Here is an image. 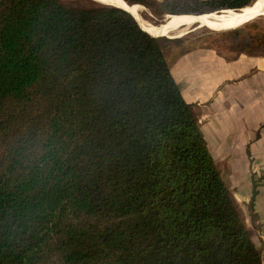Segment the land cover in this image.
<instances>
[{"label": "trees", "instance_id": "16d2710c", "mask_svg": "<svg viewBox=\"0 0 264 264\" xmlns=\"http://www.w3.org/2000/svg\"><path fill=\"white\" fill-rule=\"evenodd\" d=\"M144 28L109 6L0 0V264H262Z\"/></svg>", "mask_w": 264, "mask_h": 264}, {"label": "crops", "instance_id": "0c3cea01", "mask_svg": "<svg viewBox=\"0 0 264 264\" xmlns=\"http://www.w3.org/2000/svg\"><path fill=\"white\" fill-rule=\"evenodd\" d=\"M168 17L175 19L183 16ZM252 21L230 22L231 24L225 25H229L228 27L216 29L211 28L210 25L203 24L200 27L195 25L191 29L194 31L210 28L224 32L225 34L221 36H226L230 35L228 33H231V30ZM165 36L155 35V37ZM180 36L174 35V37ZM262 42L255 44L249 41L251 47L250 44L241 45L240 42L231 47L204 44L195 47L183 46V49L170 56L169 64L171 75L180 89L183 100L191 107L197 119L207 150L221 179L235 204L250 210L249 214L245 215L244 222L248 233L258 240L262 264H264V43ZM253 225L257 226L256 230H253Z\"/></svg>", "mask_w": 264, "mask_h": 264}, {"label": "rangeland", "instance_id": "374dc122", "mask_svg": "<svg viewBox=\"0 0 264 264\" xmlns=\"http://www.w3.org/2000/svg\"><path fill=\"white\" fill-rule=\"evenodd\" d=\"M97 3H95V2ZM61 0V2L70 7H78V6H87L90 4L100 5L102 4L100 0ZM205 0H144V5L139 3H132L138 5H131V7L139 8L140 10V18L145 22L149 23L152 26L161 24H166L167 22H171L174 18L168 17L175 16L176 14H185V13H199L205 11L204 8L199 4ZM258 0H255L256 2ZM253 2V3H254ZM252 3V4H253ZM103 5V4H102ZM218 13V11L216 12ZM218 16L220 13L217 14ZM168 19V20H167ZM252 21V20H251ZM226 24L231 23H221V24H207L212 26L211 28L217 27H228ZM205 25V24H204ZM155 26V27H158ZM230 32V31H229ZM185 34L180 37H174V35H168L165 37H158L161 39L166 54L168 55V59L170 61V56L172 54L177 53L179 50L183 49V46L195 47L196 45H207V46H216V47H228L233 46V44L238 45V42L241 45H249L251 47V43H259L263 41L264 43V17H260L252 22H249L238 29L231 30L230 35L221 36V34H225L224 32H217L211 30L210 28H202L198 30H192L191 28L185 30ZM172 37V38H166ZM249 41L251 43H249ZM239 43V45H240ZM239 211V214L244 222L245 215H248L250 210L249 208H241L239 205H236ZM246 224V222H244ZM249 225V224H248ZM247 227V225H245ZM253 230L257 229L256 225H253ZM250 229V227H249ZM250 235V233H249ZM250 238L257 249L261 251V248L258 247V240L256 237L250 235Z\"/></svg>", "mask_w": 264, "mask_h": 264}, {"label": "bare ground", "instance_id": "6f19581e", "mask_svg": "<svg viewBox=\"0 0 264 264\" xmlns=\"http://www.w3.org/2000/svg\"><path fill=\"white\" fill-rule=\"evenodd\" d=\"M100 2L105 6H111L116 8H121L131 14L143 27L147 28L152 34L158 36H165L175 34L176 36H180L185 34V30L189 28H193L195 25L202 26L206 23H232V22H244L247 20H256L260 17H264V0H258L253 4L235 12L233 10H226L220 13L209 14L205 17H179L173 19L171 22H167L166 24H161L158 27L156 25L152 26L148 22L145 23L139 16V12L141 9L131 7V5H126L121 0H100ZM101 4V5H102ZM168 20V19H167ZM231 26V25H230ZM144 28V29H145ZM142 29V28H141ZM143 30V29H142ZM148 33V32H147ZM150 34V33H148ZM151 34V35H152ZM154 36V35H152Z\"/></svg>", "mask_w": 264, "mask_h": 264}, {"label": "water", "instance_id": "95a60500", "mask_svg": "<svg viewBox=\"0 0 264 264\" xmlns=\"http://www.w3.org/2000/svg\"><path fill=\"white\" fill-rule=\"evenodd\" d=\"M91 1H93V0H91ZM123 1V0H122ZM93 2H95V1H93ZM124 2V1H123ZM95 3H97V2H95ZM127 6L128 5H131V4H127L126 2H124ZM98 4V3H97ZM101 5V4H100ZM102 6H105V5H102ZM111 7V6H110ZM114 8H116V7H114ZM118 9H121V8H118ZM121 10H123V9H121ZM123 11H125V10H123ZM127 12V11H126ZM128 13V12H127ZM131 15V14H130ZM133 17V16H132ZM144 31V30H143ZM147 33V32H146ZM155 38H157V37H155Z\"/></svg>", "mask_w": 264, "mask_h": 264}]
</instances>
